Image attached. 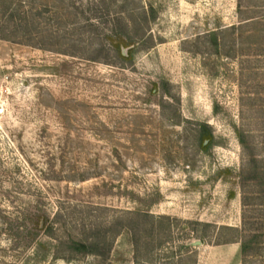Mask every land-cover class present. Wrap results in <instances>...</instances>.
I'll return each mask as SVG.
<instances>
[{"label": "rangeland", "instance_id": "374dc122", "mask_svg": "<svg viewBox=\"0 0 264 264\" xmlns=\"http://www.w3.org/2000/svg\"><path fill=\"white\" fill-rule=\"evenodd\" d=\"M238 1L0 0V264H199L232 251L217 246L226 227L256 237L246 257L235 244L239 264H264L253 180L264 170V32H228L218 54L209 42L239 24ZM151 5L160 14L140 26L145 41L118 60L113 48L130 42L112 30L140 23L122 9ZM140 213L153 219L136 231L154 227V245L165 243L137 258L124 225ZM52 225L63 240L114 239L112 251L53 261Z\"/></svg>", "mask_w": 264, "mask_h": 264}, {"label": "trees", "instance_id": "16d2710c", "mask_svg": "<svg viewBox=\"0 0 264 264\" xmlns=\"http://www.w3.org/2000/svg\"><path fill=\"white\" fill-rule=\"evenodd\" d=\"M247 3V5H244L243 0L238 1L237 12L240 19L238 25L231 26L227 32L215 30L209 34L210 45L212 46L216 54L220 52L222 46L229 44V41H225V35L228 32H230V35L233 38H235L237 32L243 31L246 28L253 29L251 31V33H253V38L260 33L259 31L264 32V0H247ZM125 13H128L130 18L137 16L140 23L137 25L136 21L133 22V35L125 33L121 26H115L112 30V36L125 37L130 42L128 44L119 42L116 47L113 48L115 57L122 62H128L132 60L131 47L133 46V42L137 40H139V42L145 41V34L140 33V26H143V22H146L148 20L153 22L156 21L159 17L160 11L151 5L150 7H142L139 10L132 9L129 11L124 7L121 14ZM90 26L94 27V25ZM235 42L236 40L233 39L231 45H235ZM124 49L128 50L126 56L123 55ZM97 52H105V47H100ZM87 60L92 62H100V59H97V57L89 58ZM197 141L202 150H207L214 144L212 129L207 124L198 125ZM253 180L258 182L259 187L264 188V170L262 171V173H257L256 177H254ZM137 216L139 219L133 225L129 224L124 226H126V228H129V230L135 231L133 237V246L135 247L137 258H139L141 257L140 252H143L144 256H147V253L149 254L151 252L160 250L164 246L165 242H163L161 239L159 240L157 245H154L155 240L152 239L155 233L154 227H152V229H150L149 231H145L144 234H142V232L140 234V230L143 229L142 226L146 223V221L153 218L146 213H140ZM39 219L42 225L45 226L47 218L42 216ZM160 221L161 222H159V225L161 227L159 226V233L161 232V237L165 238L167 234L162 233L164 231V228L162 227V221H169V219L161 218ZM39 224L40 223L38 222V226ZM185 225L189 226L190 223H185ZM198 225L202 226L201 224ZM139 226H141L140 230L136 231L137 229H139ZM203 227L208 228L207 225H204ZM122 229L123 227L116 233L117 236L121 234ZM223 231L230 232L232 234V237L231 239L225 240L223 242H218L217 246L226 244H240L241 255L243 257H246L251 252L252 245L253 243H255L256 237H249L248 239V237H244L243 234H240V231L234 228L226 227L223 228ZM47 232V235L53 238L56 242V245H54L55 251L53 253V261L63 260L65 262H73L77 258H85L88 256L106 259L111 253L114 245V239H109L107 236H102L101 234H93L90 238L84 241H75L73 239L63 240L61 238H58L54 233L53 225L52 227H49ZM182 249L187 250V247H182ZM192 264L197 263L193 262Z\"/></svg>", "mask_w": 264, "mask_h": 264}, {"label": "crops", "instance_id": "0c3cea01", "mask_svg": "<svg viewBox=\"0 0 264 264\" xmlns=\"http://www.w3.org/2000/svg\"><path fill=\"white\" fill-rule=\"evenodd\" d=\"M237 245L233 244L231 245L232 251H216L210 254L207 258H205L202 261H199V264H239L237 262Z\"/></svg>", "mask_w": 264, "mask_h": 264}, {"label": "water", "instance_id": "95a60500", "mask_svg": "<svg viewBox=\"0 0 264 264\" xmlns=\"http://www.w3.org/2000/svg\"><path fill=\"white\" fill-rule=\"evenodd\" d=\"M123 55H124V56L127 55L126 50H123ZM195 245H196V246H201L202 243L198 241V242L195 243Z\"/></svg>", "mask_w": 264, "mask_h": 264}, {"label": "built area", "instance_id": "2783aa9c", "mask_svg": "<svg viewBox=\"0 0 264 264\" xmlns=\"http://www.w3.org/2000/svg\"><path fill=\"white\" fill-rule=\"evenodd\" d=\"M4 113H5V110L2 107H0V117L3 116Z\"/></svg>", "mask_w": 264, "mask_h": 264}]
</instances>
